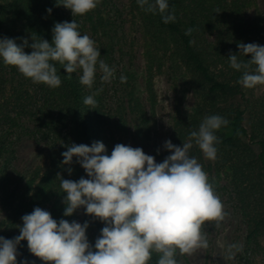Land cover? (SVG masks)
Masks as SVG:
<instances>
[{
    "label": "trees",
    "instance_id": "obj_1",
    "mask_svg": "<svg viewBox=\"0 0 264 264\" xmlns=\"http://www.w3.org/2000/svg\"><path fill=\"white\" fill-rule=\"evenodd\" d=\"M12 21L7 25V38H26L32 43L35 34L50 43L52 29L58 22H72L80 25L95 38L101 57L112 68L115 56L112 39L113 22L109 18L107 0H101L97 8L84 16H72L69 9L57 6V0H4ZM130 13L138 21L143 40L142 57L144 62L140 78L131 71L124 70L115 85L112 121L105 112L104 93L95 96L97 107L91 109L84 104L88 95L96 92V84L88 89L79 82L80 72L71 74L69 79L62 66L56 65L62 84L49 88L43 84H33L17 73L20 79L12 92H5V85L12 79L0 74V120L9 129H19L21 135H32L47 144V161L36 167L24 184L15 191L0 193L4 205L10 211V225L22 226V216L30 214L35 207L49 211L54 219L89 222L87 236L94 245L103 222L85 214L78 221L77 212L65 217L59 173L63 179L79 180L85 177L83 168L73 157L69 175V165L62 163V153L71 144H91L103 142L106 146L107 132L119 137L131 136L145 144L154 141L152 135V115L156 105L153 78L166 63L177 66L188 77L191 97L194 103L185 116L174 117L171 141L183 146L191 130H198L203 118L220 115L229 121L215 134L219 143L217 159L208 161L193 142L190 155L203 164L219 195L228 191L234 198L242 222L245 226V245L260 248L259 240L264 241V86L254 89L243 88L238 80L241 73L230 67L229 53L239 54V43H256L264 46V15L254 13L249 18L247 12L256 6V0H169L170 11L174 9L176 21L163 23L159 14L144 12L137 0H128ZM51 9V13L47 10ZM192 28L191 35H186ZM193 41V43H190ZM25 52H31L30 47ZM250 56L245 59H250ZM16 68L0 63V70ZM126 76L121 83L120 76ZM27 83H30L26 89ZM25 85V88L22 86ZM36 121L33 129L25 128L24 119ZM107 130V132H106ZM19 131V132H20ZM10 147H4L0 140V156ZM106 154L111 155L107 146ZM171 153L165 150L162 161ZM19 228V227H18ZM19 230V229H18ZM19 235V231L9 239ZM264 250V247H262ZM18 257L25 260L33 257L27 241L18 246ZM39 259V258H38ZM153 257L151 264H155ZM37 264H44L37 260Z\"/></svg>",
    "mask_w": 264,
    "mask_h": 264
},
{
    "label": "clouds",
    "instance_id": "obj_2",
    "mask_svg": "<svg viewBox=\"0 0 264 264\" xmlns=\"http://www.w3.org/2000/svg\"><path fill=\"white\" fill-rule=\"evenodd\" d=\"M101 0H57V6L69 9L72 16H84L95 10ZM146 13L159 14L163 23L176 21L175 11H170L169 0H137ZM51 13V9L47 10ZM80 25L58 22L52 29L51 43L33 34L32 43L26 38H0V60L14 67L33 84L58 88L62 84L57 64L69 74L81 73V85L92 89L97 71L101 81L110 83L115 69L100 59V49L87 34H81ZM193 29L188 28L186 35ZM193 43V41H190ZM30 47V54L25 48ZM239 54L229 53L230 67L241 73L238 83L246 89L264 86V46L256 43H239ZM250 56V59L245 57ZM126 76L121 75V83ZM88 95L84 104L97 107L96 95ZM229 121L220 115L203 118L198 130H191L183 146L172 141L164 142L171 154L162 162L142 148L118 143L106 154L103 142L71 144L62 153L64 165L72 174L73 157L87 178L63 179L58 173L60 189L65 193V217L83 208L85 214L105 225L94 245L89 242L83 224L67 219H54L49 211L35 207L22 216L19 235L12 239L0 236V264H17L18 246L27 241L29 252L44 264H180L178 257L191 256L209 247L205 227H216L229 215L210 182L209 174L195 156L190 155L193 142L204 159H217L219 143L216 132ZM159 153V149H157ZM243 251L241 243L227 245L224 259L233 260ZM21 264H28L27 260Z\"/></svg>",
    "mask_w": 264,
    "mask_h": 264
},
{
    "label": "rangeland",
    "instance_id": "obj_3",
    "mask_svg": "<svg viewBox=\"0 0 264 264\" xmlns=\"http://www.w3.org/2000/svg\"><path fill=\"white\" fill-rule=\"evenodd\" d=\"M109 6V18L113 22L112 39L114 44L115 56L112 68L115 69V77L110 83L101 81L99 70L96 74V91L102 89L105 99V112L112 121L114 101L116 99L115 85L119 75L124 70L137 74L140 78L144 67L142 51L143 40L141 28L138 21L130 13L128 0H107ZM8 1L0 0V5H7ZM67 10V9H66ZM264 15V0H256V6L249 9L247 15L253 18L254 13ZM12 16L7 10L0 9V38L7 37L6 31L8 24L12 21ZM82 35H89L94 41L95 38L86 28L80 32ZM2 60H0V63ZM11 68L0 70V74H5L2 78L12 79L11 84L5 85V92H12V88L18 84L19 76L17 69L11 73ZM26 89H30V83L25 84ZM25 85L22 88H25ZM154 95L156 105L152 115V137L154 141L145 144L135 141L131 136L119 137L115 133L107 132L106 146L111 153L114 146L118 143L135 147H140L143 151L155 157L156 162H162L165 150L163 145L166 140H171L172 123L174 117L185 116L189 113L194 98L188 84V77L177 66L166 63L164 67L154 75L153 78ZM2 93V89L0 90ZM1 101V97H0ZM25 128L33 129L36 121L24 119ZM19 129H9L0 120V140L4 147L9 146L7 153L0 156V193L20 189L31 172L38 166L44 165L47 161V144L32 135H21ZM159 149V153L157 152ZM220 199L224 204L225 211L229 214L226 219L216 227L214 223H209L205 227L209 247L195 254L178 257L180 264H264V241L259 240L260 248L245 245V226L240 217L239 211L233 196L228 192H221ZM81 209L77 210L78 221L83 216ZM10 211L4 205L0 195V236L7 239L14 236L19 230L10 225ZM241 243L243 251L238 253L233 260L224 259L228 244ZM24 256H19L17 264L24 261ZM37 257L29 258L28 264H37Z\"/></svg>",
    "mask_w": 264,
    "mask_h": 264
}]
</instances>
